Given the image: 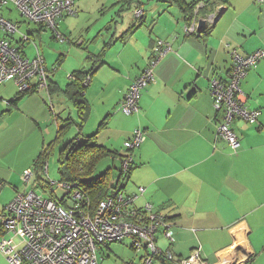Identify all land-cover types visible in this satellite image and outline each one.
<instances>
[{
	"label": "crops",
	"instance_id": "0c3cea01",
	"mask_svg": "<svg viewBox=\"0 0 264 264\" xmlns=\"http://www.w3.org/2000/svg\"><path fill=\"white\" fill-rule=\"evenodd\" d=\"M120 1L117 2L118 5ZM164 1L168 5L164 8L158 7L159 10L155 8L159 14L154 15L155 22L153 19L150 26L147 25V11H144L143 21L137 30L129 31L133 21L126 24L123 20V24L117 28V34L108 41L104 38L103 47L99 45L83 62L80 70L73 71L89 72L96 65V61L101 60L104 63L91 77L85 93L87 100L88 97L92 100V95H88L91 84V88L97 87L103 96L105 90L108 92L111 86L119 81L117 79H122L117 84L115 101L117 108L114 111L109 112L106 108L102 116L95 118L94 121L90 120L92 108L88 100L90 115L81 127L80 113L64 92L70 79L63 88L56 80V70L50 71L52 74H49V86L47 91H44L48 97L43 99L40 96L42 100L36 101L25 97L18 103L16 110L36 116L37 127L43 132V140L35 138V142L26 148L20 171L24 173L28 169L33 170V167L28 168L27 161L32 159L33 166L42 148L41 145L49 144L46 142V136L52 134L55 129L50 127L51 115L42 111L43 102L55 112L54 100L61 93L62 100L71 103L79 116V121L71 116L63 118L61 111L64 109L60 108L55 117V121L62 120L63 123L65 120H71L72 124L77 123L79 126L73 138L70 137L66 143L77 138L83 142L89 137H95L98 145L115 153L113 156L110 155L113 161V166L109 167L112 173L110 186H122V191L126 195L136 193L139 197L135 201L137 208L141 209L149 202L154 212L170 224L173 242L166 238L161 227L158 229L156 240L159 248H165L162 244L166 245L167 250L179 260L189 258L194 250L201 248L200 255L205 264H264V242L261 241V236L264 235V59L247 74L241 84L245 94V105L251 110H261V115L255 125L244 120L234 124V131L242 143L236 153L229 144L217 138L220 114L217 115L213 107L209 83L213 78H224L228 74L231 68L229 55L231 49H237L243 55H251L257 50L264 51V3H258L257 0H215L220 11L217 23L211 36L201 41L192 37L187 39L183 35L187 23L182 11L169 0ZM165 2L162 1L161 4ZM120 7L119 5V9ZM152 11L154 9H150V12ZM145 26H152L149 28V36L145 32L141 33ZM39 31L38 27L37 30H30L25 34L33 39L32 41H36L34 46L37 48L36 53L44 56L48 67ZM158 40L171 42L173 52L168 53L154 67L156 81L143 91L139 104L140 112L133 114L135 124L124 128L120 133L124 143L131 140L139 130L145 132L147 139L141 146V151L136 153L135 150L131 154L134 166L126 182L118 184L122 175L126 178L122 169L123 161L120 158L124 143L123 149L119 151L115 149L119 141H111L110 133L102 143L100 137L103 131L111 129V122H117L119 117L125 118L121 115L119 107L130 85L149 66L154 52L153 47ZM116 45L121 47L115 53L113 49ZM27 46L32 49L30 43H27L23 49L25 56L35 58L29 56ZM124 54L132 57L133 62L128 70H124L121 65V57ZM61 61L60 58L57 62ZM97 68L95 66L94 70ZM105 73L108 75L106 80L96 81L99 87L96 82L93 84L99 74ZM35 93L37 92L29 96ZM39 109L42 117L38 115ZM41 120L43 128L39 124ZM98 122L100 123L97 128ZM56 140L57 133L51 141ZM5 160L0 156V167L6 163ZM117 161L119 164L115 165ZM113 170L117 174L113 173ZM43 171L47 175L48 164ZM46 179L47 183L44 185L39 182L36 185L34 182L36 190H48V198L57 202L61 198L65 199L62 192H58L52 183H67L63 182L61 177L60 181H54L50 177ZM32 180L27 185H30ZM9 181L10 176L0 172L2 183L0 189L9 184L13 187L12 190L17 192L16 195L22 193ZM140 187L145 189L141 194L138 192ZM5 204L2 203L0 211ZM5 235L0 224V241ZM132 242L131 238H125L122 247L126 243L130 250L137 252L135 247L133 249ZM110 246L100 249L99 257L102 261L110 259L112 254ZM141 254L139 259L142 260V264H148L146 262L148 252L145 251V255L142 252ZM156 263L160 264L153 259L150 264ZM0 264H9L2 252Z\"/></svg>",
	"mask_w": 264,
	"mask_h": 264
},
{
	"label": "built area",
	"instance_id": "2783aa9c",
	"mask_svg": "<svg viewBox=\"0 0 264 264\" xmlns=\"http://www.w3.org/2000/svg\"><path fill=\"white\" fill-rule=\"evenodd\" d=\"M76 0H0V87L13 81L20 92L31 90L43 93L49 85L50 71L45 58L40 53L31 59L21 54L18 46L8 39L10 35L20 33L21 40L30 37L21 33L19 25L4 18L2 9L12 3L26 21L51 30L55 37L62 39L58 23L66 16L75 15ZM263 3L264 0H258ZM204 3L197 6L191 24L185 29L190 35H200L197 15ZM139 21L144 10L134 11ZM202 17L206 26H213L219 14ZM205 26V27H206ZM173 51L169 42L158 40L155 54L149 66L131 85L124 96L119 109L131 116L140 112V102L144 89L154 85L156 78L154 67ZM234 54L231 74L227 79H213L211 94L216 111L222 112L223 123L218 127L219 134L237 151L241 143L230 123L235 117L243 118L254 124L261 110H251L245 105L241 83L247 74L263 59L264 51L257 50L252 55L242 57ZM71 77V76H70ZM90 81V79H89ZM86 85L88 84L85 83ZM147 137L145 132L136 131L134 137L124 143L128 155L121 154L122 169L128 174L133 165L130 151L140 149ZM34 177L32 169L23 173V181L28 184ZM58 192L65 196L59 202L48 198V190L36 189L18 193L7 207L0 211V224L5 237L0 241V252L9 264H100L99 252L102 247L131 238L133 247L140 251L147 248L150 253L146 262L150 264L153 256L167 254L170 261L177 264H205L199 250H194L189 258L178 260L171 251L161 250L156 245V231L163 227L166 238L173 242L170 225L154 212L151 203L139 209L135 206L138 195H126L122 189L112 190L98 206L93 207L86 193L64 183H52ZM1 185V184H0ZM140 187L138 192H144ZM65 201V203H63Z\"/></svg>",
	"mask_w": 264,
	"mask_h": 264
},
{
	"label": "rangeland",
	"instance_id": "374dc122",
	"mask_svg": "<svg viewBox=\"0 0 264 264\" xmlns=\"http://www.w3.org/2000/svg\"><path fill=\"white\" fill-rule=\"evenodd\" d=\"M118 1L119 0H76V4L74 7L76 11L75 15L66 16L65 20L60 22L58 25L60 35L62 39L65 40V42H62L57 37L55 38V34H53L51 30L47 29L41 32V41L43 42L42 47L44 49V52L46 53L49 71L56 70V80L63 88L66 86L68 79L70 78L69 74L74 70H80L81 66L84 64L83 62L88 59L89 55L95 49H97L99 45L103 47V39L106 38L108 41L113 35L117 34V28H119V26L123 24V20L126 24H129L131 21H135V10L131 9L127 10V12H120L121 7L119 9L120 4H117ZM162 1L165 2L164 0H138V2L141 3V8L144 11H147L146 17L148 21V26L151 25L150 22H152V20L154 19V15L159 14L158 7L164 8L168 5V3L166 2V4H161ZM127 7L128 6L125 5V8ZM155 8H157L158 10L156 11ZM150 9H154V11L150 12ZM2 15L6 19H11L14 23L18 24L21 33L25 34L30 30L38 29L37 24L29 23L23 17H21V14L19 13L18 9L12 3H9L7 7L3 8ZM202 17V14L197 15L196 21L199 25L198 30H200L201 23L202 21H204ZM153 22H155V19ZM204 22L206 23V21ZM151 27L145 26V28H143L144 30H142L141 33L145 32L149 36V28ZM0 34L2 36L4 35V33L2 32H0ZM52 37H54V39ZM8 39H11L12 43L16 45L18 43L17 41H20L21 35L18 32L13 36L10 35ZM35 42L32 40L29 42L32 46V49L28 48V46L26 47L27 53H29V56L32 58L37 55V48L34 47ZM120 47L121 45H116V47L113 49L114 52L116 53L117 51H119ZM60 58L62 59V61L58 63L57 61ZM132 62V57L127 56V54H124L121 57V65L124 70H128ZM107 77V73L102 75L99 74V76L95 78L93 84L98 79L106 80ZM117 80L119 81H117L115 85L111 86L108 92L106 90L104 91L105 94L103 96L100 95V90L98 92L97 87L94 89L91 88L92 84L90 85V91L88 90V95H92V100H90V98L88 97V100H90L91 103L90 106L92 108V115L90 120L94 121L95 118L102 116V113L106 108L109 110V112L114 111L117 108V104H115L116 93L118 90L117 84L120 83L122 79ZM97 84L98 82H96V85ZM94 90L97 92L94 93ZM18 93L19 89L13 81L6 82L0 89V156H3L6 159V163L3 164L2 167H0V172L9 175L11 178V181L9 182L17 186L20 192H23L33 190L34 187L36 189V185L34 186V179L30 185H27L23 181V173L20 171V167L25 159L26 148L30 146L33 142H35V138L38 139L39 137L41 140H43V132L40 131V129H38L37 127L36 116L31 115L27 112H23L22 110L17 111L15 109V106L9 104V101L15 98ZM40 96H42L43 99L48 97L47 93L44 92L41 95L40 93H35L29 97H26V99H32L36 101L41 99ZM54 102L55 103L53 104V106L55 108V112L51 111L50 106L46 102H43L44 106L42 108V111L44 113L46 112L51 115L52 123L50 127L55 129L52 134L46 136V142L48 143L53 141V138L56 136L58 128L63 124L61 122L62 120L55 121V117L57 116V113L59 112L60 108L64 109L61 111V114L64 115L63 118H68L71 116L76 121H79V116L76 113L75 107L72 106L71 103H68V101L62 100L61 93L58 94V98H56ZM67 106L69 108H67ZM38 115L39 117H42L41 109H39ZM121 115H123L125 118L123 119L119 117V119H117V122H111V129H107L110 132L107 130L103 131V134L100 137V143H102L106 140L107 135H109L110 133L111 141H119V144H117V146L115 147V149H118L119 151L123 149L122 144L124 143V139H122L120 136L121 131H124V128L128 126L135 124L136 121L134 115L125 116L123 112ZM100 122L97 123V128ZM39 124L42 127V120ZM78 127L79 126L77 125V123L72 124V126H70L66 130V132L60 137V143L55 142L54 146L51 148V153L47 158V175L45 172L43 173L42 171H39V174H41L44 179L50 177V179L54 181H60V176H58V158L60 152L59 150L66 143V141H69L68 139H70V137L73 138L72 136L77 132ZM134 151L135 149L133 151H130V154H133ZM139 151L141 150L137 149L136 153H138ZM121 154L128 155V151L124 148ZM111 158L112 157L108 155V157H105L101 160V162L96 167L94 178H97V176L102 175V173L108 170L109 167L113 166V161ZM27 162L29 163L28 168L33 167L32 159H29V161ZM118 164L119 163L117 161L115 165ZM113 173L117 174V172H115L114 170ZM12 189L13 187L9 184H6L4 188L0 189V206H2V203H6L3 208L7 207L8 204L11 203V201H13L16 196L17 192ZM37 191L40 192V190ZM3 208H1V210ZM258 224L259 223H257V226ZM263 239L264 235L261 236L262 242H264ZM129 241L131 242V240ZM110 245V247L112 248V254L110 256V259L106 258L107 260H101L102 262L100 261V264H130L131 262H134L135 264H142V260L140 261L139 258L140 256H142L141 252L143 253V255H145L144 249L134 252L126 246V243L122 247V242H115ZM162 246L165 248H162L161 250L167 252L166 245L162 244ZM185 256L187 257V254ZM173 257L175 256L173 255Z\"/></svg>",
	"mask_w": 264,
	"mask_h": 264
},
{
	"label": "trees",
	"instance_id": "16d2710c",
	"mask_svg": "<svg viewBox=\"0 0 264 264\" xmlns=\"http://www.w3.org/2000/svg\"><path fill=\"white\" fill-rule=\"evenodd\" d=\"M169 1L171 4L177 6L179 8V10H181L183 15H184V19H185V22L187 23V25L184 28L183 35H185L187 37V39H189L190 37H193L197 40L202 41L204 39L206 40L207 37L211 36L213 28L217 22L214 23L213 26L207 25L206 27H204L202 29V31L200 32V35L188 36L185 33V29L189 26V24H191L192 18L194 17V12L196 10L195 8L199 5H201V3H204V7H202L200 10V14H202L203 17H206L209 14H212L216 9H218L217 8L218 5H217V2L215 0H195V1L169 0ZM257 2H258V0H257ZM258 3H260V2H258ZM119 4L121 5V11L120 12H125V11L127 12V10H131V9H134L136 11V10H139V8H141V6H140L141 3L138 2V0H121L119 2ZM125 5L128 7L125 8ZM10 12H12V11H10ZM217 18H218V16H217ZM8 20L12 21L11 19H8ZM142 21H143V18H141L139 21L135 20V21H133V23L131 22L132 26L130 27L129 31H134V30H137L138 28H140ZM38 27L40 28V31H39L40 34H41V32L47 30L42 25L38 26ZM210 29H212L211 32H209ZM31 40H33V39L30 38L29 41H31ZM29 41L24 42L21 39H20V41H17L18 43L16 45L18 46V49L21 52V54L25 55L23 49L25 48L26 44L29 43ZM166 42H169V41H166ZM156 43H157V41H156ZM169 43L171 44V42H169ZM155 46H156V44H155ZM155 46L153 47L154 52H153V55L151 57V60L153 59L154 54H155ZM171 47H172V44H171ZM233 52L239 56H242V57L250 56V55H243V54L239 53L237 51V49H231L229 52V55L231 57V68L229 69L226 77L217 78V79H219V80L227 79L228 76L231 74L232 68H233V63H234ZM151 60H150V63H151ZM103 64L104 63H102L101 60H98V61H96V65H95L96 67H98L96 70H94V68H95V66H94L89 72H81V71L80 72H73L70 75L71 77L69 78L70 81L68 83V86L66 87V91H64L67 99L72 101L75 104V106L77 107L78 113H80V118H81L80 119V126L81 127L86 123V121L88 120L89 115H90V113H89V108H90L89 102L85 97V93H86L87 87L89 86V82H90L89 79L91 80V77H93V73L96 72L101 67V65H103ZM97 65H99V66H97ZM213 79H216V78H213ZM213 79H211V80H213ZM243 80H242V82H243ZM49 81H50V79H49ZM210 81H209V83H210ZM87 82H88V84L86 85L85 83H87ZM210 91H211V83H210ZM33 92H35V90H31V91H28L26 93L19 91L17 96L15 98H13L12 101L9 102V104H12L13 106H15V109H18V103H20V101L23 98L29 96ZM213 105H214V98H213ZM216 114L217 115L220 114V118H219L220 120L218 121L217 130H216L217 138L221 139V140L225 141L227 144H229L218 132V127L224 121L223 114H222V112H219V111H216ZM260 115H259V117H260ZM259 117H258V120L254 124L249 123L248 121H246L243 118L241 119L239 117H235L232 120V122L230 123L231 130L234 131L233 126L239 120H241V121L244 120L251 125H255L259 122V119H260ZM71 124H72L71 120L63 121V124L58 128L56 143H60V139H61L60 137L66 132V130L71 126ZM234 132L238 138V141L241 143L236 131H234ZM54 144H55V142H50L49 144H46V146H42L41 150L39 151L37 159L33 163V168H34V170H33L34 178L33 179L36 182V185L39 183L41 185H44L45 183H47V179L46 178L44 179V177L41 174H39V171H42L44 173L43 169H44L45 165H47V158L49 157V155L51 153V148L54 146ZM241 146H242V143H241ZM229 147L232 148V146L230 144H229ZM232 150L234 153H236L238 151V150L235 151L233 148H232ZM108 155L113 156V155H115V153H113L109 150H106L102 146L98 145L95 141V137H89L86 140H84L83 142L78 141V138L71 140L70 142L64 144L63 147L60 149L59 161H58V163H59L58 176L61 177V180L63 182L67 183L68 185H70L72 187L78 188V189L82 190L84 193H86L87 198L90 200L92 206L96 207V206H98V204L102 200L105 199V197L107 195H109V193L112 190L123 188L120 185L119 186H110V181L112 178L111 169L105 171L104 173H102V175L97 176V178H94V175H95L94 172L96 170L97 165L101 162L102 159H104L105 157H108ZM133 166H134V161H133V165H132L131 169L129 170L128 174H125L126 178H124V176L122 175L118 184H120L122 182H126V179L131 174V170L133 169ZM35 178H36V180H35ZM0 184H1L0 185V187H1L2 183H0ZM162 221H164V219ZM165 223L168 224L167 222H165ZM157 232H158V230L156 231V238H155L156 240H157V234H158ZM163 233H164V229H163ZM109 246H110V244L105 246V247H109ZM133 249H134V247H133ZM144 249L146 252H148L147 248H144ZM148 254H150V253L148 252ZM148 254H147V256H148ZM166 255L167 254L162 253L160 256L155 255L153 257L157 261H159L160 264H177L176 260L170 261L169 257H167Z\"/></svg>",
	"mask_w": 264,
	"mask_h": 264
},
{
	"label": "water",
	"instance_id": "95a60500",
	"mask_svg": "<svg viewBox=\"0 0 264 264\" xmlns=\"http://www.w3.org/2000/svg\"><path fill=\"white\" fill-rule=\"evenodd\" d=\"M205 26H206V23H205L204 21H202L200 30H201L202 28H204Z\"/></svg>",
	"mask_w": 264,
	"mask_h": 264
},
{
	"label": "bare ground",
	"instance_id": "6f19581e",
	"mask_svg": "<svg viewBox=\"0 0 264 264\" xmlns=\"http://www.w3.org/2000/svg\"><path fill=\"white\" fill-rule=\"evenodd\" d=\"M144 14H145V12H144ZM143 17H144V15L142 16V18H143ZM211 31H212V29L209 30V32H211ZM143 144H144V143H143ZM143 144H142V145H143Z\"/></svg>",
	"mask_w": 264,
	"mask_h": 264
}]
</instances>
